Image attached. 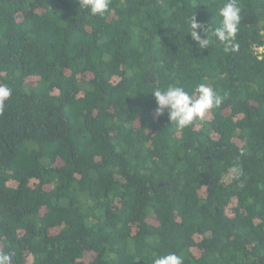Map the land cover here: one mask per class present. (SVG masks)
Wrapping results in <instances>:
<instances>
[{"label": "trees", "instance_id": "16d2710c", "mask_svg": "<svg viewBox=\"0 0 264 264\" xmlns=\"http://www.w3.org/2000/svg\"><path fill=\"white\" fill-rule=\"evenodd\" d=\"M225 2L111 0L92 16L78 0H0L11 264H264V0H237L229 51L211 35ZM199 84L224 97L202 120L154 116L155 89Z\"/></svg>", "mask_w": 264, "mask_h": 264}, {"label": "clouds", "instance_id": "9594fccd", "mask_svg": "<svg viewBox=\"0 0 264 264\" xmlns=\"http://www.w3.org/2000/svg\"><path fill=\"white\" fill-rule=\"evenodd\" d=\"M110 3L111 0H78L79 8L86 10L92 16H103L109 10ZM217 15L220 17L219 26L212 31L211 35L215 41L224 46L225 51H229L236 47L234 41L241 22V8L237 0H226L218 9ZM197 29L200 31L198 32ZM207 33L208 26L198 23L192 16L188 34L200 49H207L209 44L213 43ZM11 94V88L0 84V112L4 110L5 102ZM151 94L156 104L154 116L159 118L166 113L168 121L179 129L190 126L195 120H202L207 112L218 107L224 99L207 84L197 85L191 94L180 86L157 88ZM231 173L234 178H238L241 175V169L239 166H233ZM183 259L181 255L169 253L157 256L153 264H183ZM11 260V254L0 253V264H11Z\"/></svg>", "mask_w": 264, "mask_h": 264}, {"label": "built area", "instance_id": "2783aa9c", "mask_svg": "<svg viewBox=\"0 0 264 264\" xmlns=\"http://www.w3.org/2000/svg\"><path fill=\"white\" fill-rule=\"evenodd\" d=\"M259 51L264 52V47L260 48Z\"/></svg>", "mask_w": 264, "mask_h": 264}]
</instances>
